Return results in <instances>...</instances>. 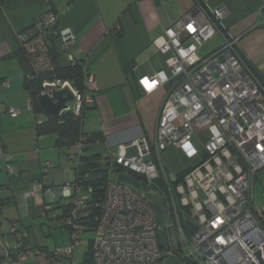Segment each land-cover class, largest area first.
Masks as SVG:
<instances>
[{"label":"built area","instance_id":"2783aa9c","mask_svg":"<svg viewBox=\"0 0 264 264\" xmlns=\"http://www.w3.org/2000/svg\"><path fill=\"white\" fill-rule=\"evenodd\" d=\"M211 12L223 25L229 16L225 4ZM219 33L215 20L197 6L165 30L160 51L174 53L176 64L169 72L139 79L146 94L158 89L166 93L154 136L143 133L120 144L115 154L116 168L133 175L140 186L109 177L103 195L97 197L82 177L67 181L66 188L74 189V194L63 203L58 224L69 233L72 245L50 249L39 243L25 246L22 240L11 246L0 230V264H163L168 257L184 264H264V191L256 207L258 173L264 169V88L243 66L235 48L238 38L225 39L217 49L201 54ZM19 38L37 73L56 67L53 40H60L64 51L76 42L75 33L61 29L52 11L37 17ZM67 58L83 69L84 90L62 79L46 80L43 87L71 85L76 95L72 111L81 115L94 102L96 78L84 61ZM20 112L8 108L12 117ZM207 130L209 138L199 148L194 140L201 141ZM132 148L135 152H130ZM170 148L186 150L191 160L184 170L170 169L163 157ZM0 158L13 174V157L3 147ZM151 188L158 190L151 193H161L160 203L147 196ZM24 195L41 198V190ZM3 204L0 199V209ZM156 205L162 210L161 221ZM50 210L52 206L46 205L42 212ZM160 228L166 233V247L160 243ZM17 231L14 222L9 233ZM85 231L96 235L89 259L81 262L74 251ZM22 233L27 234L24 229Z\"/></svg>","mask_w":264,"mask_h":264},{"label":"crops","instance_id":"0c3cea01","mask_svg":"<svg viewBox=\"0 0 264 264\" xmlns=\"http://www.w3.org/2000/svg\"><path fill=\"white\" fill-rule=\"evenodd\" d=\"M204 2L210 9L227 5L224 26L231 37L238 38V46L264 79V0ZM199 5L198 0H8L0 6V147L12 155L16 169L8 173L0 158V199L4 202L0 230L11 246L23 240L25 246L50 247L37 237V219L59 223L63 203L74 194L66 182L76 179L81 156L99 154L106 161L115 156L120 144L143 133L154 136L166 93L158 89L146 94L139 79L160 70L169 72L176 64L174 53L160 51L165 30ZM48 11L57 14L61 29H71L76 35L69 51L62 49L60 40H53L59 62L68 63L71 55L84 61L96 78L94 102L83 112L87 138L82 148L80 142L58 147L55 133L39 134L38 124L47 120V114L35 112L29 102L26 80L36 70L19 33ZM9 107L19 108L20 114L12 117ZM97 133L103 138H89ZM173 150L163 154L169 165ZM258 181L264 191V169ZM34 189L41 190V198L24 195ZM46 205L52 210L43 213ZM14 222L18 231L10 234Z\"/></svg>","mask_w":264,"mask_h":264},{"label":"trees","instance_id":"16d2710c","mask_svg":"<svg viewBox=\"0 0 264 264\" xmlns=\"http://www.w3.org/2000/svg\"><path fill=\"white\" fill-rule=\"evenodd\" d=\"M8 0H0V6ZM54 62L57 63L53 72H40L34 73V75L26 80V87L30 91V98L32 102V108L35 112H43L39 98L44 90L43 83L46 80L62 79L68 80L73 86L84 90V71L79 65H71L70 63L61 64L59 62L58 53L56 46L52 48ZM86 108V106H85ZM83 111L81 115L75 114L72 110L63 112L59 117L53 118L47 115V120L41 124H38V133L47 134L55 133L57 135L56 144L58 147H71L76 145L82 139L87 138V133L83 128ZM90 137L102 139L101 134H90ZM107 161H103L99 154L90 156H81L76 180L81 178L84 179L85 185H91L96 196L100 197L103 195L104 186L109 178V172L107 167ZM120 173L123 171L120 168H116ZM88 174V175H87ZM182 174V172L180 173ZM85 175L87 177H85ZM90 257V251L87 258ZM89 259V258H88Z\"/></svg>","mask_w":264,"mask_h":264},{"label":"rangeland","instance_id":"374dc122","mask_svg":"<svg viewBox=\"0 0 264 264\" xmlns=\"http://www.w3.org/2000/svg\"><path fill=\"white\" fill-rule=\"evenodd\" d=\"M225 38L219 33L215 37H213L211 40H209L205 47L202 49L201 54L206 55L209 52L213 51L214 49H217L224 43ZM74 102L71 103V108L73 106ZM69 111V110H68ZM66 112V111H65ZM41 115H44V113L41 112ZM210 131H204L201 135V141H199L197 138H195L194 143L200 148L201 145L207 141L209 138ZM201 144V145H200ZM169 150H173L170 148ZM134 152V148L130 149V152ZM114 159L115 156H112L107 158V167L109 172V177L111 178H117L120 172L116 170V166L114 165ZM191 158L186 153L185 149H179V150H173V153L171 154V164L170 169H178L182 167V165H186L188 162H190ZM110 161V162H108ZM139 192H144V185L143 187L138 189ZM151 191H158L156 188H151L147 191V196L152 199L154 202H161V193L158 192V194L151 193ZM263 192V187L261 186V183L258 181L256 183V207H259L261 204V193ZM187 218H190V216H187ZM38 226H36V234L37 237L40 240H43L45 243L48 244V248H55L57 246H69L72 245L69 233L67 231H63L62 227L59 226L58 223L51 224L52 221L46 220L43 217H39L37 219ZM60 219H57L56 221L59 222ZM96 233L95 231H85L81 235V241L78 246H76L74 254L77 258H79L82 261H84L88 253L91 249V240L94 239Z\"/></svg>","mask_w":264,"mask_h":264},{"label":"water","instance_id":"95a60500","mask_svg":"<svg viewBox=\"0 0 264 264\" xmlns=\"http://www.w3.org/2000/svg\"><path fill=\"white\" fill-rule=\"evenodd\" d=\"M200 5L198 8L200 10H204L208 15H210L216 22L219 30L229 39H231V35L225 28V26L218 21L212 14L210 7L207 6V4L204 2V0H198ZM237 53L239 54L243 64L251 70L257 81L264 87V79L260 75V73L257 71V69L254 67V65L249 61V59L246 57V55L243 53V51L240 49L238 44L235 46ZM174 82V79L171 80L166 85V90L170 88L171 84ZM76 99L75 92L71 85L67 84L64 87L56 88L52 84H47L44 87V91L41 93L39 98V103L44 111L45 114H47L50 117L56 118L59 117L63 112L70 110L71 103L74 102ZM142 179H145V176L142 175ZM118 180L129 185H133L134 187H139L140 183L137 178H135L133 175H130L129 173L123 172L118 175ZM156 209L158 211V220H162V210L161 208L156 205ZM159 237H160V243L163 247L167 246V237L164 228H160L158 230ZM163 264H184L182 261L178 259H174L171 257H168L167 260Z\"/></svg>","mask_w":264,"mask_h":264}]
</instances>
